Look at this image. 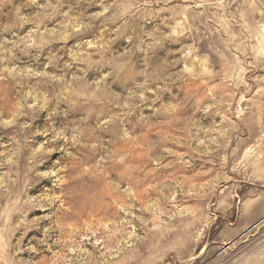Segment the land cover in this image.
<instances>
[{"label":"rangeland","instance_id":"1","mask_svg":"<svg viewBox=\"0 0 264 264\" xmlns=\"http://www.w3.org/2000/svg\"><path fill=\"white\" fill-rule=\"evenodd\" d=\"M0 264H264V0H0Z\"/></svg>","mask_w":264,"mask_h":264},{"label":"bare ground","instance_id":"2","mask_svg":"<svg viewBox=\"0 0 264 264\" xmlns=\"http://www.w3.org/2000/svg\"><path fill=\"white\" fill-rule=\"evenodd\" d=\"M91 200V199H90ZM93 201V200H92ZM91 203V201H89ZM93 204V203H92Z\"/></svg>","mask_w":264,"mask_h":264}]
</instances>
